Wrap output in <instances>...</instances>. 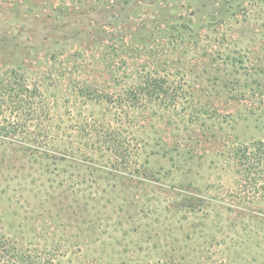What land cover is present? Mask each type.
<instances>
[{"label":"rangeland","instance_id":"374dc122","mask_svg":"<svg viewBox=\"0 0 264 264\" xmlns=\"http://www.w3.org/2000/svg\"><path fill=\"white\" fill-rule=\"evenodd\" d=\"M0 65L45 85L54 128L42 150L0 149L7 237L62 240L61 264H264V202L234 200L221 156L264 139V0H0ZM144 72L180 97L133 122L76 90L120 93ZM87 120L122 130L127 171L81 154Z\"/></svg>","mask_w":264,"mask_h":264},{"label":"trees","instance_id":"16d2710c","mask_svg":"<svg viewBox=\"0 0 264 264\" xmlns=\"http://www.w3.org/2000/svg\"><path fill=\"white\" fill-rule=\"evenodd\" d=\"M76 90L86 102L121 110L127 121L131 122L134 113L149 106L174 105L180 97L177 84L154 72L138 74L133 84L120 93L99 92L84 85ZM45 91L47 92L45 85L32 81L20 66L0 69V149L7 146L17 147L28 155L26 151L42 150L48 144L54 128L51 124V101ZM78 133L80 141L86 140L87 145L81 154L88 155L91 163H94V154H91L93 150V153L99 152L104 159V165L111 164L114 171L125 172L129 169L131 145L123 137L120 128H112L111 124L98 120L93 123L87 120ZM108 152L116 155L122 162L106 158ZM221 156L225 166L230 167L237 179L238 188L233 196L234 200L239 204L264 202V139L252 138L249 142L236 143L225 148ZM68 209L80 215L89 213L88 207L74 209L70 206ZM78 226L80 232L91 227L84 223ZM18 228L22 229V225H18ZM4 230V226L0 227V264H61L59 249L66 242L56 240L55 237H52V241L46 237L39 240H17L7 237ZM76 240L84 243L88 241L87 236L81 234H77ZM88 257L87 255L86 258ZM102 257L92 256L91 264L99 263ZM116 261L123 264L125 260L120 257Z\"/></svg>","mask_w":264,"mask_h":264}]
</instances>
